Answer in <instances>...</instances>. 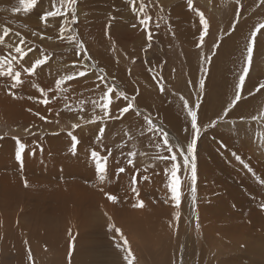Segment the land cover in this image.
Instances as JSON below:
<instances>
[{
	"label": "rangeland",
	"instance_id": "rangeland-1",
	"mask_svg": "<svg viewBox=\"0 0 264 264\" xmlns=\"http://www.w3.org/2000/svg\"><path fill=\"white\" fill-rule=\"evenodd\" d=\"M54 2L56 7H60L62 0H37L32 10L25 11L20 0H0V35L5 28L10 29L9 36L0 42V61L3 62L0 73H6L8 68L4 57L11 60L14 72L18 70L23 73L21 66L31 67L36 59L47 56V62L30 74L39 79V83L36 82L39 89L47 93L55 92L57 82L72 75L74 79L63 82L60 87H64V90L59 93L75 92L80 97L81 104L76 101L59 105L61 95L46 97L40 93L39 96H33L34 92L31 90L35 81L31 79L28 81L29 87L26 86L24 90L27 94L24 92L21 96L25 97L27 103H32L35 117L28 109V112L23 108H18L15 113L9 111L12 109L7 99L10 96L5 93L0 95V105H7L9 111L5 117L0 111L1 156L15 154L13 160L18 169L22 166L28 168L29 161L32 167L44 161L38 169L29 173L30 176L26 172L25 175L19 174L18 170H14L17 169L14 165L8 169V166L0 164V170H3L0 172V181L4 179L1 175L5 177L3 172H12L9 174L12 178H18L17 174L21 175L18 181L25 194L28 188L40 190L36 189L32 180H58L59 184L65 185L69 182L70 185L83 189V192L76 190L73 194L76 200L82 199V205H66L69 211L67 221L73 220L74 223L67 227L69 233L64 234V237L53 228L50 229V240L47 234L37 239L35 234L44 231L39 228L28 231L30 246L24 243L21 248L6 235L5 241H0V250L4 244L6 251H0V264H128L124 239H127V248L134 257H129L132 264H246V245L252 243L250 233L263 235L264 230L261 228L264 227V221L260 220L259 230L246 224L249 227L243 232L245 221L240 220L237 224L242 235L235 243L229 239L232 234L227 226L215 230L205 225V232L210 235L207 238L203 233V224H206L208 215H214L205 207L218 214L229 211L245 218L243 209L249 207L255 212L258 203L264 199V190H250L247 188L250 183L243 182H251L248 177L252 172H264V89L256 91L260 84H264V29L255 38L242 99L225 115V110L235 97L252 33L264 23V3L261 0H192L190 7L188 0H135L134 10L133 0H77L72 6L64 3L62 11L65 15L49 17L46 22L43 21L42 15L54 10ZM141 3L144 5L142 10ZM17 8L20 9L19 12L15 11ZM200 13H203L209 24L202 44ZM73 16L76 17L75 21ZM148 17H151L153 35L151 47H148L147 30L140 23L141 19ZM21 37L24 38L23 45L20 44ZM80 42L84 47H80ZM17 46L23 47L27 52L23 59L15 52ZM29 48L32 51H28ZM80 72L85 74L79 75ZM101 76L105 77L103 83ZM10 78L0 75V91L9 94L12 90L14 96L19 95L18 88H12L13 80ZM202 78L205 80L203 89L199 86ZM157 81L163 83L164 92L160 91ZM113 85L115 88L110 94L112 103L109 105L112 118H109L105 117L100 105L105 102L102 98L107 95V87ZM81 89H86L83 95L78 94L77 90ZM124 96L128 99H124ZM44 99L49 103H43ZM197 100L200 105L198 123L201 129L196 148L198 179L193 192L191 180L185 178L182 166L181 203L176 205L168 187L170 174L166 171L171 164L158 159L169 153L162 146V134L148 131L145 117L151 118L155 125L167 132L170 142L179 143L186 148L192 138V129L184 102L187 101L189 106L194 107ZM130 102L133 108L128 113H121L119 110ZM170 102L182 114L175 115L172 112L174 109L167 108V103ZM50 104H53L52 108ZM159 107L175 117L173 123L163 117ZM238 107H241V111ZM235 109L238 111L235 112ZM98 117L103 119H97ZM219 117L223 119L218 120ZM177 119L182 120V127L174 123ZM213 120H218V123L215 127H210ZM76 124L80 126L74 127ZM101 127L104 128V134L97 140ZM73 137L79 141L78 144H74ZM16 143L18 146L19 143L26 145L23 153L26 159L23 157L22 164L16 158ZM157 144L161 146L157 147ZM51 145L56 153L55 160L48 159L49 154L43 153ZM229 149H233L234 154L228 152ZM93 150L108 156L107 172L103 180L95 168V160L91 156ZM131 151L137 154L134 165L127 164V153ZM237 156H241L240 159ZM39 159L43 160L39 162ZM180 159L182 158L178 153V160ZM53 161L57 170H67L76 165V168L80 166L86 172H74L67 178L62 170L60 175L51 170ZM254 163L259 164V169L253 168ZM213 164L217 169L220 167L222 175L220 171L218 176L212 175ZM121 167L125 168L123 173L118 171ZM225 171L239 173L235 176L237 174ZM187 176L190 177V173ZM25 179L29 180L27 186ZM58 188L59 185L46 192L40 190L36 195H30L31 197L24 196L23 203L16 206L17 217L28 211L27 208L35 200L55 199ZM1 194L5 198L4 193ZM109 195L116 196V201L125 206L126 215H121L118 209L110 210ZM141 200L144 202L143 209L133 207ZM11 201H14L13 198ZM127 206L130 207L126 208ZM159 207H162L165 216ZM54 209L56 208L50 210ZM100 216L103 219L99 225L97 222L95 225L94 220ZM154 218H161L164 225L158 220L154 222ZM19 221L33 226L23 218ZM157 223L161 227L153 228L158 226ZM143 226L147 231L143 235L137 234L136 231ZM169 229L170 233H164V230ZM12 233H17V230ZM223 238L224 244L221 243ZM257 243L258 249L261 245L264 246L259 239ZM171 246L172 250L167 248ZM17 250L29 251V257L21 258ZM202 250H205L203 261L200 259ZM211 251L218 253L211 254V260L206 261ZM169 254H172V261L168 258Z\"/></svg>",
	"mask_w": 264,
	"mask_h": 264
},
{
	"label": "bare ground",
	"instance_id": "bare-ground-1",
	"mask_svg": "<svg viewBox=\"0 0 264 264\" xmlns=\"http://www.w3.org/2000/svg\"><path fill=\"white\" fill-rule=\"evenodd\" d=\"M188 3V2H187ZM238 64V63H237ZM18 71V70H17ZM22 72V71H21ZM23 74V77H22V80L24 81V83L22 85H19L17 86V90L19 92V95H12L10 93L8 94L7 92H1L0 91V95H4V93L7 95V96H10V98H7L9 100V102L11 103L10 104V107H12L11 110L9 111H12V112H17L18 108L19 109H28V110H31L32 114L34 115V117L36 116V112H34V109H33V106H32V103H27L26 102V99L25 97L21 96L22 93H24L25 89H26V86L29 87V79L31 80H34L35 81V84L32 86V90L34 93H33V96H39V94L41 93L42 95L46 96V97H49V96H52V97H55L56 95H61V97L58 99L59 100V105H66V103L68 104H72V103H76V101H78L79 104H81V101H80V97L78 95L75 94V92H65L64 94H61L59 93L61 90H64V87H60V88H55L56 91L55 92H46V91H43L41 92L39 89V85L36 83L39 81V79H36L34 77H32L30 74H28L27 72H23L21 73ZM26 75V76H25ZM31 77V78H30ZM11 79V78H10ZM213 79V78H212ZM217 81V80H216ZM10 82V81H9ZM39 83V82H38ZM31 84V83H30ZM11 85V84H10ZM46 85V84H45ZM80 88V87H79ZM15 90V89H14ZM78 91V94H84L86 92V89H81V90H77ZM27 94V92H25ZM90 93V92H89ZM15 94V93H14ZM17 94V93H16ZM87 94V93H86ZM85 94V95H86ZM30 96V95H29ZM32 96V94H31ZM142 96V95H141ZM149 96V95H148ZM257 96V95H256ZM3 98L5 96H2ZM35 98V97H34ZM6 99V100H7ZM79 99V100H78ZM32 101V100H31ZM246 101V100H245ZM245 101H243L245 103ZM3 102V101H2ZM8 102V103H9ZM4 103V102H3ZM169 104L168 106H166L167 108H169L170 110L171 109H174L172 110V112L177 115L178 113L182 114L181 111L178 110L177 106L175 104H172L171 102L170 103H167ZM239 104V103H238ZM246 104V103H245ZM86 105V104H84ZM242 105V104H241ZM240 105V106H241ZM244 105V104H243ZM0 111H1V114L2 116H6L7 113L9 114V111H7V105H5L3 107V105H0ZM50 108L53 107V104H50L49 105ZM239 106V105H238ZM164 107V108H166ZM168 109V110H169ZM238 109L241 111V107ZM23 110V111H24ZM28 110H26L28 112ZM164 110L162 107H159V111H161V114L163 115V117H165L167 120H169L170 123H173V119H175V117H172L170 115H168L165 110L164 112L162 111ZM169 110V111H170ZM235 112H237L238 110L235 109L234 110ZM34 112V113H33ZM32 114H30V116L32 117ZM170 114V113H169ZM239 115H241V112L238 113ZM183 116V115H182ZM33 117V118H34ZM177 118V117H176ZM175 121V120H174ZM184 122V120H183ZM177 126H180L181 123H182V120L181 119H177L176 122H174ZM182 127V126H180ZM212 139V138H211ZM73 140V139H72ZM212 141V140H211ZM207 142V141H206ZM217 142V141H216ZM8 144V143H6ZM209 144H211L210 140H209ZM217 144V143H216ZM15 146H18V144H14V151L17 153V150H18V147H15ZM213 146V145H212ZM214 147V146H213ZM216 148V147H215ZM248 148V147H247ZM49 149H50V152H49ZM210 150V149H209ZM215 150V149H214ZM28 151V150H27ZM237 151V150H236ZM31 153V151H28ZM228 152H231L232 154H234V150L233 149H229ZM43 153H48L49 154V158L48 159H51V160H55L56 159V153H55V150H54V147L53 145H51L47 151H43ZM208 153V152H207ZM239 153V152H238ZM237 153V155H238ZM243 153V152H241ZM10 154H13L12 152H10ZM24 155V154H23ZM29 155V154H28ZM51 155V156H50ZM208 155V154H207ZM242 155V154H241ZM215 156V155H213ZM25 159H26V156H23ZM207 157V156H204V158ZM241 157V156H240ZM43 158V157H42ZM209 158V157H208ZM15 160V154L14 155H11V156H7V157H4V156H1L0 154V164H2L3 166H8L7 168H9V166L11 165H14L15 167H17V163ZM40 160H43V159H39V162H41ZM32 161V160H31ZM38 161V160H37ZM44 162V161H43ZM41 162L40 165H38L36 163L35 167H32V165L30 164V161H29V167L28 168H24L23 166L20 167L18 169L15 168L14 170H18L19 171V174L21 175H25L27 173V176H30L29 173L35 171V168H39L41 166V164L43 163ZM249 164V163H248ZM55 161H53L50 165L51 167V170L54 171V172H59V175L61 174V170L63 171V173L67 176V178L69 177V175L73 174L74 172H79L81 174H84L86 171L84 168L78 166L76 168V165H70L71 167L68 168L67 170H65L64 168L62 169H59L57 170V167L55 166ZM247 168V165L244 164ZM251 165V163L249 164ZM248 165V166H249ZM82 166V165H81ZM253 168L255 170L259 169V164L258 163H254L252 164ZM5 167V168H6ZM2 168V166H1ZM12 168V167H11ZM240 168V167H239ZM211 169L213 170L212 171V175H219V171L221 170L220 167L217 169L216 165L213 164ZM7 170V169H6ZM223 170V169H222ZM3 171V170H0V172ZM51 171V172H52ZM9 172V171H7ZM7 172H3L5 177L3 175L2 176V181H0V241L1 242H4L5 241V236L7 235V237H9L11 239V241H16V246L17 247H23V244L25 243L26 246H30L27 238L30 237V234L28 233V231H33V230H36V229H39V228H42L44 229L43 232L41 233H36L35 236H37V239L40 237V236H43L44 234H47L49 235V240L51 239L50 238V229H53L55 228L58 232H60L61 234H63V237H64V234H68L69 233V229L67 227H70L73 222V220H70V221H67L68 219V216H67V212L69 214V211H68V208L66 209V205L68 204H74L76 206H81L82 205V199L80 200H76V198L74 197V192L76 190H79V192H83V189L81 187L79 188H76L77 186H72L70 185V183H66L67 185L65 184H59L60 181L56 180L55 182H49L48 180L46 179H40V180H32V183L33 185L36 187V189H40V190H45L44 192H46L47 189H52L53 186H56L58 187L59 185V188H58V193H57V196L55 199L53 200H47V199H44V200H35L34 202L31 203V206L28 209V211L26 212H23L21 213L20 215H18L17 217V210H16V206H19L21 205V203H23V197L24 196H30V195H36L39 191H36L34 190L33 188H28L27 189V192L26 194L24 193L23 191V188L21 185H19V181H18V178H21V175L17 174L16 177L18 178H12L9 174L12 173H7ZM26 172V173H25ZM215 172V174H214ZM226 172V171H225ZM224 172V173H225ZM1 173V174H3ZM223 173V172H222ZM226 173H230L229 171H227ZM238 173L237 171L235 172H232L230 174L234 175V174H237L235 176H238ZM168 174V173H167ZM204 174V173H203ZM220 174H221V171H220ZM243 174V173H241ZM163 175H164V171H163ZM205 175V174H204ZM208 175V174H207ZM206 175V176H207ZM222 175V174H221ZM160 176V175H159ZM170 176V175H169ZM215 176V177H217ZM231 176V175H230ZM245 176V175H244ZM160 178V177H159ZM218 178V177H217ZM162 179H163V176H162ZM168 179V178H167ZM209 179V178H208ZM219 179V178H218ZM248 179H251V182H246V181H243L245 182L246 184L250 183V185L248 186L247 185V188L249 187L250 190H256V189H262L264 190V172H261V173H255V172H252L250 173V177H248ZM26 180V179H25ZM166 180V179H165ZM211 180V178H210ZM235 180H236V177H235ZM29 181V180H27ZM219 181V180H218ZM221 181V180H220ZM227 183V182H226ZM219 184V183H218ZM244 184V183H243ZM245 185V184H244ZM52 186V187H51ZM227 186V185H226ZM242 186V185H241ZM16 187V188H14ZM228 187H231V186H228ZM227 187V188H228ZM244 187V186H243ZM232 189V187H231ZM246 190V189H245ZM26 191V190H25ZM237 191V190H236ZM1 192L4 193L5 195V198L2 196ZM42 192V193H44ZM50 194H54V192H49ZM82 194V193H81ZM85 195V193H83ZM226 194V193H225ZM232 194V193H231ZM31 197V196H30ZM13 198L14 201H11V199ZM94 199V198H93ZM95 201V200H94ZM29 202V201H28ZM97 202V201H96ZM241 202V201H240ZM109 208L110 210L112 209H118L120 210V213L121 215H126V213L124 212V209H125V206H121L119 204V202L117 201H112L110 200L109 202ZM112 203V204H111ZM115 203H118V204H115ZM100 202L97 204L99 205ZM259 205L257 206V208L255 209V212H254V209L250 211V209L248 208H244L243 212L245 213V215H243L245 218H241V215H237V214H234V213H231L229 211H226L224 213H221V214H218L216 212H212L210 208L208 207H205L206 209H208L211 213H213L214 215H206L207 216V220H205L206 224H203L205 230H203L204 232V235L208 238L210 237V235L205 232L207 230V228L211 227L215 230H219V227H223V228H226L225 226H227V228H230L231 230V238H229L231 241H233L234 243L239 241L240 237L242 234H240V228H239V225L237 223L241 222L242 221H245V223H243V225H245V228L243 229V232L244 230L246 229V224H251L253 227L257 228L258 230L260 229L261 227V222L260 220L264 221V208L261 207V205H264V199L261 200L259 203ZM26 205V204H25ZM94 205V204H93ZM227 204H225L226 206ZM130 206H127L126 208H128ZM132 207V206H131ZM227 207V206H226ZM256 207V206H255ZM254 207V208H255ZM19 208V207H18ZM21 208V206H20ZM23 208V207H22ZM25 208V207H24ZM51 208H56L54 210H50ZM146 208V207H145ZM158 208V206H157ZM160 208V207H159ZM162 208V207H161ZM160 208V212H162ZM164 208V207H163ZM133 209V208H132ZM135 209V208H134ZM143 209V207H142ZM205 209V210H206ZM13 210V211H12ZM21 210V209H20ZM24 210V209H23ZM155 210V208H154ZM154 210H151L154 212ZM10 211H12L11 214ZM17 211V212H16ZM22 211V210H21ZM114 211V210H113ZM127 212V210H125ZM159 211V210H158ZM157 211V212H158ZM204 211V210H203ZM144 212V211H143ZM153 212L151 213V215L153 214ZM157 212L155 213L157 215ZM164 212V211H163ZM162 212V213H163ZM98 214H101V212H96ZM142 213V210L140 212V214ZM146 213V211H145ZM145 213H144V216H145ZM159 213V212H158ZM162 213H159V214H162ZM165 213V212H164ZM163 213V216H165V214ZM169 213V212H167ZM148 214V212H147ZM146 214V215H147ZM150 214V213H149ZM209 214V212H208ZM93 215V213H92ZM103 215V214H101ZM131 215V214H130ZM139 215V214H138ZM142 215V214H141ZM94 216V215H93ZM129 216V215H127ZM133 216V215H132ZM82 217V216H81ZM131 217V216H130ZM150 217V216H148ZM152 217V216H151ZM161 217V215H160ZM20 218H23L25 219L27 222H31L33 226H28L26 224H24L23 222L19 221ZM92 218V217H91ZM134 218V217H133ZM132 218V219H133ZM141 218V217H139ZM162 218V217H161ZM160 218V220H158V218H154V222H156L158 220L161 221V224L164 225L162 223V219ZM165 218V217H164ZM239 218V219H238ZM103 219L102 216H100L96 221L94 220L95 222V225H96V222L97 224L99 225L100 221ZM130 218V220H132ZM84 220V219H83ZM138 220V219H137ZM156 220V221H155ZM165 220V219H164ZM170 220V219H169ZM124 221V220H123ZM133 221V220H132ZM139 221V220H138ZM149 221V220H148ZM153 221V220H152ZM135 222V221H134ZM151 222V220H150ZM74 223V222H73ZM149 223V222H148ZM153 223V222H152ZM151 223V224H152ZM165 223V221H164ZM138 224V222H137ZM150 224V225H151ZM158 224V223H157ZM242 224V223H241ZM86 225V224H85ZM149 225V224H148ZM156 225V224H154ZM207 228H206V226ZM137 226V225H136ZM135 226V227H136ZM139 226V225H138ZM151 227V226H150ZM153 227V226H152ZM158 227H161L159 226H154L153 228H158ZM241 227V226H240ZM249 227V226H248ZM247 227V228H248ZM113 228V227H112ZM222 228V229H223ZM171 229V228H170ZM170 229L167 231V230H164V233H170ZM262 230H264V227L261 228ZM13 230H17V233L13 234L12 231ZM154 230V229H153ZM172 230V229H171ZM136 231V229H135ZM147 230L146 228L143 226V227H140L138 229V231H136L137 234L139 235H143V233H145ZM149 232V231H148ZM179 232V231H178ZM6 233V234H5ZM151 234V233H150ZM168 235V238H169V234ZM224 237H226V235L222 234ZM204 236V238H206ZM228 237V236H227ZM48 238V237H47ZM67 238V237H66ZM65 238V239H66ZM248 238V237H247ZM250 238H251V241L252 243H248L246 246H247V249L245 251V254L247 252V263L246 264H264V246L261 245V247L258 249L257 248V240L259 239V241L264 244V234L263 235H255V234H251L250 233ZM64 239V238H63ZM160 239V238H159ZM158 239V240H159ZM163 239V238H162ZM165 239V238H164ZM176 240V239H175ZM210 240V239H209ZM42 241V240H41ZM222 241V242H221ZM220 242L224 244V238L223 240H221ZM170 242V241H169ZM168 242V243H169ZM172 242V241H171ZM167 243V244H168ZM209 243V242H208ZM166 244V246H167ZM228 244V242H227ZM221 245V244H220ZM69 246V245H68ZM71 246V245H70ZM169 246V244H168ZM74 247V246H73ZM225 247V246H223ZM229 247V246H228ZM66 248V247H65ZM168 249L172 250V246L171 247H167ZM199 249V248H197ZM224 249V248H223ZM213 250V248H212ZM217 250V249H214V251ZM238 250V249H237ZM0 251H3L6 253L5 251V245L3 244L1 246V250ZM212 252L210 253V255H208L206 257V261H209L211 260V254H215V253H218V252ZM227 251V250H226ZM17 252L20 254V257L21 258H24V257H29V251H21V250H17ZM70 252V251H69ZM208 252V251H207ZM80 253V252H79ZM169 253V252H168ZM203 255L200 256V259L201 261H203V257L205 255V250H202ZM93 254V253H92ZM156 254V252H155ZM157 255V254H156ZM64 257V256H63ZM162 257V256H161ZM226 257V256H225ZM158 257H156V260H157ZM168 258H170V260L172 261V254H169ZM214 259H217L215 257H213ZM154 261H155V258H153ZM164 260V259H163ZM166 260V259H165ZM164 260V261H165ZM175 260V258H174ZM204 260V261H205ZM220 260V259H219ZM157 263V262H156ZM168 264V263H167ZM170 264H173V262H171ZM208 264H213L212 262ZM220 264V263H219ZM234 264H237L236 262H234ZM238 264H243V263H238Z\"/></svg>",
	"mask_w": 264,
	"mask_h": 264
},
{
	"label": "snow or ice",
	"instance_id": "snow-or-ice-1",
	"mask_svg": "<svg viewBox=\"0 0 264 264\" xmlns=\"http://www.w3.org/2000/svg\"><path fill=\"white\" fill-rule=\"evenodd\" d=\"M76 2H77V0H62L60 7H56L55 2H54V4H53L54 10L45 12L42 15L41 19L46 22L49 17H56V16H60V15H65L66 13L64 11H62L64 3H66L69 6H72ZM20 3L23 5V8L25 11H30L36 6L37 0H20ZM261 3H264V0H261ZM188 4L191 7L192 6V0H188ZM143 8H144V5H143V3H141V10ZM133 9L135 10V0H133ZM15 11L19 12L20 9L17 8V9H15ZM199 15H200V22L203 26V34L200 37V41L202 44L204 41V36L207 34L209 24H208V21L204 18L203 13H200ZM75 19H76V17L73 16L74 21H75ZM150 20H151V17L140 20L141 25H143L147 30V40L149 41L148 47H151V41L153 40V35H152V31H151V26H150ZM133 26H135V25H133ZM261 29H264V23L260 24L259 27L256 28V30L253 31V33H252L251 40H250L249 45L246 49L247 56L245 59V66L242 70V74L239 76V83L236 86L235 97H234L233 101L231 102V104L229 105V107L225 110V115H227V112L230 111L231 108L235 107L236 104L242 99V91H243L244 82H245V79L248 75V72H249V69L251 66V62H252L255 38ZM9 32H10V29L5 28L3 30V34L0 35V42H3L5 37L9 36ZM16 35H18V34H16ZM72 39H75V37H72ZM221 39H222V37H221ZM20 44L21 45L24 44V38L23 37L20 38ZM217 46L218 45H214V47H217ZM80 47H84L82 42H80ZM28 51H32V49L29 48ZM15 52L17 54H19L20 59H23V57L27 55V52L21 46H17L15 48ZM13 59H15V57H13ZM3 60L8 62V68H7L6 73H0V75H7L8 77L12 78V80H13L12 88H16L17 86L22 85L24 83V81L21 79V72L20 71H15V72L13 71L12 62H11V60H8L7 57H4ZM47 60H48V57L45 56L42 59H36L31 67H28V68H23V66H21V67H22V70L24 72H27L28 74H32L35 72L37 67L45 64L47 62ZM0 67H3L2 61H0ZM84 74H85L84 72L79 73V75H84ZM72 79H74V76H72V75L65 76L60 81L57 82L56 87L60 88V86L63 82L68 81V80H72ZM100 80L103 83L105 81V77L101 76ZM157 83L159 84L160 91L164 92L163 83H160L159 81H157ZM204 85H205V80L202 78L199 80V86L201 89H203ZM114 88H115L114 85L111 87H107V95H106V97L102 98L105 100V102L100 105V107L104 111L105 117H109V118H112L110 116V112H109V105L112 103L110 94L113 93ZM260 89H264V84H260L257 87L256 91H260ZM40 91L43 92V89H41ZM10 94L14 95V93H10ZM120 95H124V94L120 93ZM124 99L127 100L128 97L124 96ZM43 103L47 104V103H49V101L47 99H44ZM184 106L187 108V111L190 115V118H191L190 123H191V129H192V133H191L192 138H191V141L186 144V148L182 147L179 143L170 142L169 134L167 132H164L163 129L159 128L157 125H155L151 118L145 117V120H146L147 125H148V131L153 132L154 134H157V133L162 134V136H161L162 146L169 153V155H167V156H159L158 159L161 162L169 161L171 164V166L169 168H167L166 171L170 174L168 187L171 190L172 199L175 201L176 205H179L181 203L182 177L180 175V172H181L182 166H183V170L185 172V178H190V180H191L193 192H195V183L198 179L197 163H196V148H197V143H198V140L200 138V133H201V129H200V126L198 123V112H199L200 105H199V101L197 100L194 107L189 106L187 101L184 102ZM132 108H133V104L130 102L127 104L126 107L121 108L119 111L121 113H128L129 110ZM97 119H103V117H98ZM221 119H223V117L218 118V120H221ZM253 119H255V117H253ZM218 120H213L209 126L215 127L218 123ZM92 122H94V121H92ZM79 126H80L79 124L74 125V127H79ZM103 134H104V128L101 127L99 129V136L97 137V140H99L100 137L103 136ZM73 142H74V144L79 143V141L75 137H73ZM160 146H161L160 144H157V147H160ZM25 148H26V145L24 143H19V146H18L19 150L16 153V158H17V160H19L21 162V164L23 163V153L25 151ZM178 153H179V156L182 158L180 160H178ZM110 154L111 153L109 152V155ZM136 155L137 154L135 151H131V152L127 153V164L128 165H134V158ZM91 156L94 158L95 168L98 171V173L101 174L100 178H101V180H103L105 178L104 174H106V172H107L108 156L100 155L95 150H93L91 152ZM237 159H240V157L237 156ZM118 171L120 173H123L125 171V168L121 167L118 169ZM249 171H251V169H249ZM188 173H190V177L187 176ZM137 174H139V173H137ZM145 179H146V177H145ZM262 182H264V181H262ZM133 183L135 184V179H133ZM25 186H27V180H25ZM133 191L135 192V187L133 188ZM137 195H138V193H137ZM108 198L114 202L117 200V197L114 195H109ZM133 207L142 208V207H144V202L141 200V201H139V203L133 205ZM261 207L264 208V205H261ZM176 215H177V218H179V213H177ZM112 227H114V225H112ZM116 231H120V230L116 229ZM123 243L125 246V250L128 253V255L125 257V259H128V264H132V259H134V257H132V253H131L130 249L127 248V245H128L127 239H124ZM129 257H132V259H129Z\"/></svg>",
	"mask_w": 264,
	"mask_h": 264
},
{
	"label": "crops",
	"instance_id": "crops-1",
	"mask_svg": "<svg viewBox=\"0 0 264 264\" xmlns=\"http://www.w3.org/2000/svg\"><path fill=\"white\" fill-rule=\"evenodd\" d=\"M257 102V101H256ZM256 102L254 103V105L256 104Z\"/></svg>",
	"mask_w": 264,
	"mask_h": 264
}]
</instances>
